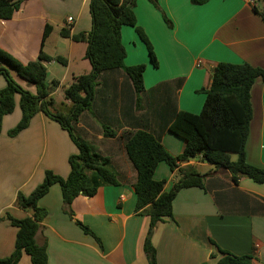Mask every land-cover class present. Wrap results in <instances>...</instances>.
Masks as SVG:
<instances>
[{
  "label": "crops",
  "instance_id": "1",
  "mask_svg": "<svg viewBox=\"0 0 264 264\" xmlns=\"http://www.w3.org/2000/svg\"><path fill=\"white\" fill-rule=\"evenodd\" d=\"M157 1L171 21L170 27L148 0H136L134 6L136 25L152 45L156 67L135 28L121 27L125 64H145L142 106L135 107L134 89L125 72L106 70L98 78L92 113L83 111L74 123L81 138L108 159L118 183L101 185L92 196H76L71 203L72 216L63 209L57 183L38 200L46 214L36 241L45 243L49 264H149L142 246L149 218L135 210L136 170L125 151L124 134L138 129L149 131L176 156L185 141L168 131L167 124L179 110H201L203 90L209 87L217 63L245 61L264 70V20L252 10L250 0H208L201 5L191 4L190 0ZM88 4L89 0H26L11 18L0 19V48L22 63L36 59L44 28L46 24L51 26L42 50L52 57L65 54L66 62L60 67L53 59L45 62V82L48 96L65 104V112L70 106L63 88L74 76L91 69L84 58L86 43L71 37L90 30ZM68 16L73 18L72 23L66 22ZM61 29L68 30L69 36H61ZM76 52L79 55L74 57ZM78 63L80 69H76ZM13 77L36 92L15 73ZM53 81L57 82L54 86ZM5 84L0 75V89ZM250 103L246 161L264 168L261 77L251 86ZM20 118L16 93L13 111L2 117L0 127V257L11 254L17 232L7 216L21 219L30 215L16 204L18 192L29 194L42 181L45 170L66 177L70 170L68 158L77 152L67 131L42 111L31 117L27 127L10 136L8 131ZM102 124L112 128L115 136H104ZM186 169L205 174L203 187L180 189L172 201V217L151 229L157 264H213L221 256L217 247L237 255L249 254L253 264H264V182L241 177L234 183L227 169L208 163L201 154L179 161L174 170L160 161L153 178L165 180L167 191L178 179L179 171ZM76 221L87 226L95 237ZM18 264H31L29 255L23 252Z\"/></svg>",
  "mask_w": 264,
  "mask_h": 264
},
{
  "label": "trees",
  "instance_id": "2",
  "mask_svg": "<svg viewBox=\"0 0 264 264\" xmlns=\"http://www.w3.org/2000/svg\"><path fill=\"white\" fill-rule=\"evenodd\" d=\"M24 1L26 0H0V19L11 18ZM148 1L161 11L165 22L171 26V21L159 7L158 1ZM206 1L208 0H190L194 5H201ZM135 2L136 0H89L91 28L87 33L81 32L71 37L75 41L86 43L84 58L90 63L91 69L88 73L74 76L71 83L63 88V96L70 102L67 112L49 109L53 99L48 96L49 86L45 82L44 63L52 59L62 64L66 62L65 58L52 57L42 50L43 42L51 31L50 25L46 24L44 28L40 51L34 60L22 63L0 48V75L6 82L0 89V127L2 117L13 111L14 95L17 93L21 118L8 131L10 136L27 127L31 117L42 111L67 131L77 148V152L68 158L70 170L66 177L52 170H45L42 181L29 194L18 192L16 204L30 215L21 219L7 216L11 225L17 227V232L13 251L9 256L0 257V264H18L23 252L29 255L31 264H49L45 243L36 241V233L41 229L40 222L46 214L45 209L38 206V200L51 185L59 184L63 209L72 216L71 203L76 196H92L101 185L118 183L114 171L108 165V159L96 153L81 138L74 123L83 111H91L99 75L106 70L122 69L131 80L135 107L142 106L145 64H125L126 52L121 42L122 25L135 28L155 67L157 60L147 35L136 25ZM257 2H261L264 7V0H254L252 10L264 20V10L257 7ZM60 35L67 37L69 32L61 29ZM11 71L25 80L27 85L34 86L36 92L32 93L20 85ZM257 77L264 81V70L248 62L217 63L212 69L209 87L203 90L205 99L201 110L198 113L179 110L167 124L168 131L185 141L181 153L176 156L170 154L149 131L138 129L124 134V148L136 170L133 184L135 210L149 218V230L142 245L149 264H157L156 250L151 242V229L165 218L172 217V201L180 189L203 187L205 176L194 169L180 170L178 179L166 191L165 180L153 178V172L160 161H165L174 170L179 161L201 154L208 163L227 169L234 183L241 177L250 178L257 183L264 182V168L249 164L245 156V142L252 115L250 89ZM56 83L53 81L51 84L54 86ZM102 131L104 136H115V131L105 124H102ZM233 153L236 154L235 160L231 158ZM76 222L86 233L95 237L87 226ZM217 249L221 256L213 264H253V257L249 254L237 255L219 247Z\"/></svg>",
  "mask_w": 264,
  "mask_h": 264
},
{
  "label": "rangeland",
  "instance_id": "3",
  "mask_svg": "<svg viewBox=\"0 0 264 264\" xmlns=\"http://www.w3.org/2000/svg\"><path fill=\"white\" fill-rule=\"evenodd\" d=\"M257 6H258V8L260 9V10H264V7H263V5H262V3L261 2H257ZM160 11V10H159ZM160 13H161V11H160ZM161 15H162V13H161ZM162 19H163V22L167 25V26H169L168 24H167V22H165V20H164V18H163V16H162ZM170 27V26H169ZM79 46H83V45H79ZM81 48V47H80ZM83 48V47H82ZM77 55H79V53H74V57H77ZM80 55H81V52H80ZM63 56V55H62ZM63 57H66L65 56V54H64V56ZM56 66H58V67H60V66H62L60 63H56ZM81 68V64L80 63H78V68H76V69H80ZM79 71V70H78ZM14 74V73H13ZM13 74H12V76H13ZM49 79V77L47 78V80ZM24 87V86H23ZM69 104V106H70V102L68 103ZM65 108H66V105L65 104H63V103H58V102H56V101H53V103L52 104H50L49 105V109L50 110H52V111H61V112H65ZM231 158H232V160H235L236 159V154H231Z\"/></svg>",
  "mask_w": 264,
  "mask_h": 264
},
{
  "label": "built area",
  "instance_id": "4",
  "mask_svg": "<svg viewBox=\"0 0 264 264\" xmlns=\"http://www.w3.org/2000/svg\"><path fill=\"white\" fill-rule=\"evenodd\" d=\"M250 2H251V3H254V0H250ZM72 21H73V18H72L71 16H68V17L66 18V22H67V23H72Z\"/></svg>",
  "mask_w": 264,
  "mask_h": 264
}]
</instances>
